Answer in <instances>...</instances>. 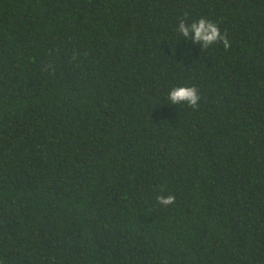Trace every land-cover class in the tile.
<instances>
[{
    "label": "trees",
    "instance_id": "16d2710c",
    "mask_svg": "<svg viewBox=\"0 0 264 264\" xmlns=\"http://www.w3.org/2000/svg\"><path fill=\"white\" fill-rule=\"evenodd\" d=\"M0 264H264V0H0Z\"/></svg>",
    "mask_w": 264,
    "mask_h": 264
},
{
    "label": "clouds",
    "instance_id": "9594fccd",
    "mask_svg": "<svg viewBox=\"0 0 264 264\" xmlns=\"http://www.w3.org/2000/svg\"><path fill=\"white\" fill-rule=\"evenodd\" d=\"M176 31L181 37H187L205 49L217 42H222L225 48L230 47L226 35L221 34L219 27L214 22L205 18H199L191 23L181 20ZM168 100L172 105L186 104L196 108L199 106L200 95L194 86H179L171 89L168 93ZM157 200L160 204L167 206L175 202V196H160Z\"/></svg>",
    "mask_w": 264,
    "mask_h": 264
}]
</instances>
